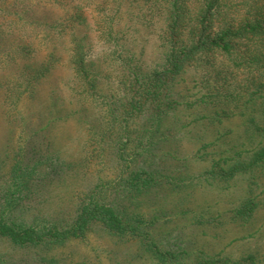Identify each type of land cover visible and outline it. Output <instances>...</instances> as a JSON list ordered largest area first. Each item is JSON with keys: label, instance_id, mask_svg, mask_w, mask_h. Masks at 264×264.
<instances>
[{"label": "trees", "instance_id": "16d2710c", "mask_svg": "<svg viewBox=\"0 0 264 264\" xmlns=\"http://www.w3.org/2000/svg\"><path fill=\"white\" fill-rule=\"evenodd\" d=\"M58 68L71 76L64 115L56 90L37 103ZM188 109L208 115L188 120ZM235 117L246 141L212 160L211 180L252 168L264 177V0H0V242L34 252L24 264H96L54 253L91 234L106 253L135 250L143 264H264L258 176V193L190 218L202 235L234 225L243 234L224 249L252 241L254 250L194 252L181 240L164 249L151 235L167 215L184 228L196 202L187 192L192 152L182 148L195 139L188 129ZM69 121L76 146L66 152L53 133ZM199 151L192 157L202 161Z\"/></svg>", "mask_w": 264, "mask_h": 264}, {"label": "rangeland", "instance_id": "374dc122", "mask_svg": "<svg viewBox=\"0 0 264 264\" xmlns=\"http://www.w3.org/2000/svg\"><path fill=\"white\" fill-rule=\"evenodd\" d=\"M146 51L149 53L151 51L152 53L154 51L153 44L148 43ZM70 79V73L66 69H53L39 87L40 93L38 95L39 101L37 103L45 101L49 92L51 90H56L55 93L58 95V100L56 101V110L58 109V111H60V115L68 113L69 106L67 105L66 86ZM189 100L191 101L193 98L191 97ZM184 113L190 116V118H188V120H190L201 114L208 115V110L201 113L199 110L196 111L193 109H188ZM247 113H249V111H247ZM250 113L258 114L256 111H252ZM244 123L245 121L243 118L235 117L225 119L222 123H218L216 121H200L188 129L192 131V134L189 137L195 136V139L194 141L184 140L182 142V148L188 152H192V154H190L188 157L190 161L189 171L191 175L195 177V179L188 184L187 192H193L196 202L193 205H190L191 210H189L192 211L193 209V212L189 211L190 214L188 215V221H183L181 224L178 223V225L181 226L185 225L184 228L174 229L175 227H173V224L168 223L173 215H167L163 218H160L157 222H155V224H153L151 235L156 237L159 245L164 249H175L179 246L178 240H181L182 246H186V249L194 252H196V250H203L210 253L219 252L224 249V246L232 238L241 236L243 234V232L237 230L234 225H228L225 229H213L210 227H205L204 234L202 235L201 229H198L195 224H192V220H190V218H195L196 216L198 217L201 208L206 209L209 207L208 214L221 212L222 208H231L240 204L243 201V198L247 196L249 190L252 189L253 194L260 191V188L258 189L253 184V181L257 176L259 180L264 179V177L260 171H257L253 168L248 169L247 172L244 173H235L230 179H226V174L221 173V176L223 177L222 180H211V178H214V175L210 174L212 160H218L221 157L232 156L233 153L221 154V152L231 149L233 146L240 145L242 142L244 143L246 141L244 136L246 125ZM60 124L62 123H59L55 127L53 133L57 138V140H55V142H57L56 148L66 152L71 151V149L76 146L75 142L72 144L68 143L74 130L72 122L69 121L67 125ZM74 137L75 136H73V138ZM212 142L214 143L210 144ZM206 144L210 145L203 147V145ZM198 148L200 151L197 155H202L204 157L202 161L196 160L194 157H192L194 151ZM237 150H239V148H235V151ZM207 153L209 154L206 155ZM228 165H232V162ZM100 176L104 179H109L111 177V168L109 164H107L105 168L102 167ZM205 178H209L208 182L205 181ZM258 183H262V185L264 184L262 181H258ZM163 201L165 203L167 201L171 206L173 199L168 198L166 200L163 198ZM164 202V205L162 206L168 208L167 203L165 204ZM149 208H154V206L151 204ZM208 214H206V217L209 216ZM258 217L261 219L263 217L262 213H259ZM214 235L217 237L214 238ZM222 235H224L223 239H221ZM95 236L91 234L90 239H88L86 242H83V244L78 246L69 244L68 246L64 247L62 251L54 253H59L61 258L70 257L67 259H75L79 255L83 254L86 256L87 260H96V264H143V262L139 263L137 260H135L136 257L133 259V252H136L135 250H130V254L128 252L126 253L125 249H123L121 252L118 251L106 253L105 250H110V247H108L106 244H103V242L99 241ZM254 246L255 245L252 243V241H249L247 244L236 243L224 250L226 253H232L234 257H237L251 248L254 250ZM261 246V243L256 245L257 249H259ZM139 252H141V250ZM24 254H31L35 256L34 252L13 247L6 241L0 242V261L5 262L6 264H24L25 260L21 258ZM32 264H35V262Z\"/></svg>", "mask_w": 264, "mask_h": 264}]
</instances>
